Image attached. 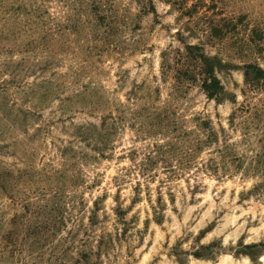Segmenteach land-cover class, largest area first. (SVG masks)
I'll return each instance as SVG.
<instances>
[{"label": "rangeland", "instance_id": "1", "mask_svg": "<svg viewBox=\"0 0 264 264\" xmlns=\"http://www.w3.org/2000/svg\"><path fill=\"white\" fill-rule=\"evenodd\" d=\"M0 264H264V0H0Z\"/></svg>", "mask_w": 264, "mask_h": 264}, {"label": "trees", "instance_id": "2", "mask_svg": "<svg viewBox=\"0 0 264 264\" xmlns=\"http://www.w3.org/2000/svg\"><path fill=\"white\" fill-rule=\"evenodd\" d=\"M203 72H205L208 75L209 82L206 83L207 79H204L203 81V89L204 91H206L208 93V97H213L215 96V92H216V81L213 78V74L212 72L208 71L207 69L205 70L204 68L202 69ZM258 74H261V71H257Z\"/></svg>", "mask_w": 264, "mask_h": 264}]
</instances>
